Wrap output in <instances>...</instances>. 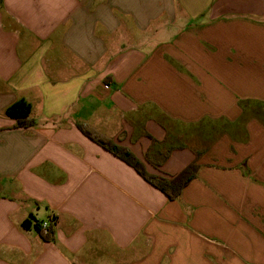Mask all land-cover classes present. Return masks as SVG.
I'll return each mask as SVG.
<instances>
[{"label": "crops", "instance_id": "1", "mask_svg": "<svg viewBox=\"0 0 264 264\" xmlns=\"http://www.w3.org/2000/svg\"><path fill=\"white\" fill-rule=\"evenodd\" d=\"M0 264H264V0H0Z\"/></svg>", "mask_w": 264, "mask_h": 264}, {"label": "trees", "instance_id": "2", "mask_svg": "<svg viewBox=\"0 0 264 264\" xmlns=\"http://www.w3.org/2000/svg\"><path fill=\"white\" fill-rule=\"evenodd\" d=\"M32 111L33 106L29 102L20 100L8 108L7 114L12 118L17 119L18 126L30 127L36 124L35 120L32 118ZM78 128L86 137L112 153L128 166L135 169L146 182L163 192L171 201L179 200L184 189L198 176L199 165L196 162L192 163L181 173L175 176L163 173H151L148 170L147 164L160 169L164 162L170 157L173 148L164 154L160 163L153 162L148 155L149 153L146 154L145 161H143L137 157V155L130 148L117 143L114 139L99 132L94 127L79 123ZM151 139L152 150L160 143L152 137ZM33 224L46 242H56V229L54 224L49 223L48 228L44 229L41 222H39L34 216H31L23 223V227L25 229H30Z\"/></svg>", "mask_w": 264, "mask_h": 264}, {"label": "built area", "instance_id": "3", "mask_svg": "<svg viewBox=\"0 0 264 264\" xmlns=\"http://www.w3.org/2000/svg\"><path fill=\"white\" fill-rule=\"evenodd\" d=\"M42 226H43L44 229H47L48 226H49V223L48 222H44Z\"/></svg>", "mask_w": 264, "mask_h": 264}]
</instances>
